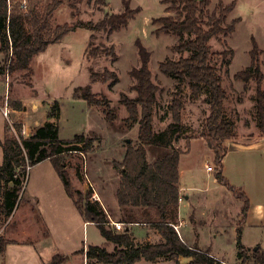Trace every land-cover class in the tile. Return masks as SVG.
<instances>
[{
    "label": "rangeland",
    "instance_id": "rangeland-1",
    "mask_svg": "<svg viewBox=\"0 0 264 264\" xmlns=\"http://www.w3.org/2000/svg\"><path fill=\"white\" fill-rule=\"evenodd\" d=\"M54 0H42L41 8ZM132 8L141 10L127 26L115 32L77 27L61 41L53 43L33 58L27 70L14 74L0 53V140L6 136L10 121L4 116L5 103L20 99L24 111H12L10 120L18 122L27 131L48 119L54 102L59 101L61 113L56 121L62 139H73L84 134L91 143L80 144L79 149L67 151L64 161L74 189L95 193L103 200L112 201L121 180V171L114 162L122 161L129 141L137 143L139 125L129 128L125 123L128 111L121 101L122 93L135 97L134 80L130 70L140 64L137 40L151 52L149 67L154 81L159 85L158 102L154 109L153 128L161 131L172 121L169 105L176 90V79L159 70V63L167 57L178 58L173 47L178 37L154 32L152 19L167 14L163 0H129ZM225 4L236 1L228 14V22L238 19L236 30L229 36L220 35L211 40L212 63L223 79L227 91L225 114L236 125L238 138L227 140V153L223 160V174L231 185L243 191L250 202L246 221L242 224L243 202L224 183L215 178V153L201 137L210 106L206 94L193 98L188 85L183 90L185 107L182 119L185 132L174 141L173 148L190 151L181 155L180 184L191 194L190 206L185 202L180 208V219L190 218L181 228L190 244L209 250L229 264H241L238 258V227L248 255L264 251V138L256 114V83L247 89L235 74L251 62L250 51L254 37L263 50L264 70V0H222ZM29 5V0H27ZM219 0H212L213 10ZM124 10L123 0H62L54 12L52 26L79 25L101 21L107 14ZM92 34L95 35L92 38ZM233 50V53L225 52ZM91 69L102 74L114 71L119 81L113 79L93 82ZM91 85L97 97L110 100L116 118L109 122L99 105H89L75 96L76 88ZM264 88V81H263ZM8 99V100H7ZM11 106V105H10ZM26 111V112H25ZM148 152V159L155 157ZM3 148L0 144V165ZM213 167V171L207 169ZM21 200L12 217L0 216V229L5 238L18 242L0 251L2 264H45L53 254H70L77 263L82 262L80 251L85 244L102 245L104 237L96 225L89 226V241L84 236L82 218L65 190L63 181L51 160L35 164L25 181ZM92 199L96 200L92 195ZM99 201V200H98ZM108 206V205H107ZM113 216L120 217L118 206H108ZM8 220V221H7ZM29 234V237L26 235ZM257 248V249H255ZM8 256V257H7ZM6 258V259H5ZM85 259V256H84ZM5 262V263H3ZM172 264V263H163ZM246 264H254L252 259Z\"/></svg>",
    "mask_w": 264,
    "mask_h": 264
},
{
    "label": "trees",
    "instance_id": "trees-1",
    "mask_svg": "<svg viewBox=\"0 0 264 264\" xmlns=\"http://www.w3.org/2000/svg\"><path fill=\"white\" fill-rule=\"evenodd\" d=\"M22 0H0V53L7 65V72L27 70L35 55L44 52L49 45L61 41L69 32L77 27L92 30L115 32L128 25L129 21L140 12V8H132L129 0L124 1V10L107 14L95 25L79 23V25L52 26L54 12L62 4V0H54L41 8L42 0H29L28 10L21 8ZM167 5V14L152 19L154 32L172 34L178 37L173 49L179 57H167L159 63V70L167 77L176 79V90L169 105L172 121L161 131L153 128L154 109L158 102L159 85L153 79L149 63L151 52L136 41L140 64L130 70L134 80L132 89L135 97L122 93L121 101L128 111L125 123L129 128L139 125L137 143L129 141L122 161H115L121 171V180L116 191L120 218L125 224L122 231L107 225L109 213L100 201L92 199V192L74 189L71 177L66 169L64 154L79 149L80 144L87 145L92 141L84 134H77L73 139H62L56 121H46L34 128L29 136L22 134V125L16 124L18 135L6 127V136L0 140L3 148V162L0 165V216L9 218L20 203L25 181L30 169L44 160H51L58 172L68 195L73 199L85 222H93L102 236L115 244L113 250L106 246L88 245L77 253L86 256L93 264H135L142 259L156 262L167 258L181 264L179 257H190L186 264H229L203 250L198 245L184 242L175 228L180 199V158L190 150L173 148L177 137L185 132L186 125L182 119L185 107L183 90L189 86L193 98L199 99L206 94L210 106V114L206 118L201 137L215 153L216 176L218 182L226 184L243 202L241 216L243 224L247 219L250 202L246 194L229 183L224 176L223 160L228 151L225 142L238 138L235 123L225 114L227 91L223 79L212 63L213 51L211 40L220 35L229 36L236 30L239 20L228 22V14L234 9L236 1L225 4L222 0L210 10L212 0H163ZM95 37L94 34L91 36ZM233 53V50L226 51ZM263 50L256 39L252 38L250 51L251 62L235 74L237 80L244 82L247 89L251 81L256 83V114L260 136L264 138V70L262 68ZM93 82L99 79L113 83L119 81L116 72L106 69L102 74L91 69ZM75 96L82 98L89 105L103 108L109 122H113L116 114L110 100L97 97L91 85L80 86ZM13 109L24 111L25 105L20 99L10 102ZM61 113L59 101L54 102L48 118H58ZM152 151L154 159L149 161L148 152ZM30 167V169H28ZM136 222L151 224L159 231L163 240L158 243H136L131 226ZM129 228V229H127ZM242 228L238 227V258L241 264L252 259L254 264H264V251H253L248 255L241 239ZM14 241L0 236V251ZM65 255L55 254L48 264H64Z\"/></svg>",
    "mask_w": 264,
    "mask_h": 264
},
{
    "label": "crops",
    "instance_id": "crops-1",
    "mask_svg": "<svg viewBox=\"0 0 264 264\" xmlns=\"http://www.w3.org/2000/svg\"><path fill=\"white\" fill-rule=\"evenodd\" d=\"M24 104H25V102H24ZM48 119H47V121H53V120H48ZM261 139H263V138L261 137ZM180 161H181V158H180ZM179 185H180V197L182 198V201H180V199H179V210H178V216H177V222H176L177 224H175V228L179 232V234H180V236H181V238H182V240L184 242H186L189 245H193V244H190V242L187 241L184 233L181 231V228L183 226L187 225L188 222H191L193 224V222L195 221L194 218H193V215H191L190 218L187 217L186 219L185 218L184 219H180V208L185 202L187 203V206L191 205L190 204L191 194L187 191L188 188L182 187L180 183H179ZM97 199L100 201V203L102 204V206L104 207V209L107 212L109 211L108 210L109 204H110L111 207H116V206L119 207L117 197L113 198L112 201L106 200L108 206L105 205V203L100 198V196H98ZM71 200L73 201L72 198H71ZM73 203H74V201H73ZM74 205H75V203H74ZM75 207H76V205H75ZM76 209H77V207H76ZM77 212H78L77 218H82V220H83L84 236H85L86 240L89 241V226L95 225V224L93 222H89V223L85 222L78 209H77ZM10 217H12V216H10ZM9 218H8V220H9ZM110 218L113 219L114 221L122 222L120 217L117 218V217L113 216L111 213H109V219ZM111 227L114 228L113 226H111ZM127 229H129V228H127ZM130 229H132L133 237H134V240H135L136 243H145V242L158 243V242H161L163 240V237L161 236L159 231L156 229V227H154L151 224H146L144 222H141V223L136 222V223L132 224ZM0 236H4L5 237V234H3L2 229H0ZM26 236L29 237V234H27ZM8 239H11V238H8ZM11 240L14 241L13 243L18 242V240H16V239H11ZM11 244H9V245H11ZM88 245H95V244H90L89 242L87 244H85V246H88ZM101 246H106L109 250H113L114 247H115V244L111 243V242H107V240L104 238V243H102ZM7 250H8V246L6 248V251ZM6 251H5V253H6ZM54 255L55 254H53L51 256V258ZM64 255H65V258H66V262L64 264H93L94 263L93 260L92 261H88L87 259H84V255H82V254H81V256H82V262L81 263L80 262L77 263V260H74L72 258V255H70V254H64ZM51 258H50V260H51ZM50 260L48 262H45V264H48L50 262ZM190 260H191L190 257H183V256L179 257V261H180L181 264H186ZM3 263H5V262H3ZM163 263L175 264V261L171 260V259H167V258H160L156 262H150V261H146L145 259H142L141 261H139V262H137L135 264H163ZM0 264H2V262H0Z\"/></svg>",
    "mask_w": 264,
    "mask_h": 264
},
{
    "label": "built area",
    "instance_id": "built-area-1",
    "mask_svg": "<svg viewBox=\"0 0 264 264\" xmlns=\"http://www.w3.org/2000/svg\"><path fill=\"white\" fill-rule=\"evenodd\" d=\"M21 8H22V10H24V11H27L28 10V2H27V0H22L21 1ZM8 100V99H7ZM12 111H14V112H16L17 110H15V109H13L10 105H9V103H8V101L5 103V107H4V109H3V114H4V116L10 121V125H11V133L12 134H14V135H18V130L16 129V124L18 123V122H12L11 120H10V114H11V112ZM22 134L24 135V136H26V134H27V131H26V129L24 128V125H23V127H22ZM30 135V134H29ZM28 135V136H29ZM28 169H30V167H28ZM207 169L209 170V171H213L214 169H213V167H211V166H208L207 167ZM93 196H94V198L96 199L97 197L95 196V193H93ZM96 200H98V199H96ZM180 201H182V198L180 197ZM87 223H89V222H87ZM107 225H110V226H113L115 229H117L118 231H122V230H124V228H125V224L123 223V222H120V221H114L113 219H109V222H107ZM86 247V246H85ZM85 259H86V256H85Z\"/></svg>",
    "mask_w": 264,
    "mask_h": 264
},
{
    "label": "water",
    "instance_id": "water-1",
    "mask_svg": "<svg viewBox=\"0 0 264 264\" xmlns=\"http://www.w3.org/2000/svg\"><path fill=\"white\" fill-rule=\"evenodd\" d=\"M255 249H257V248H255Z\"/></svg>",
    "mask_w": 264,
    "mask_h": 264
}]
</instances>
